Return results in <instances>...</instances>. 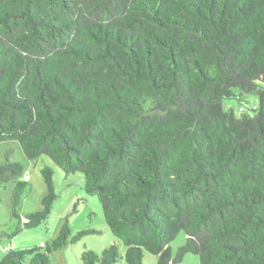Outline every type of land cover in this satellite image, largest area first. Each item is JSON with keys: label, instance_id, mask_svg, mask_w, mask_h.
<instances>
[{"label": "trees", "instance_id": "trees-1", "mask_svg": "<svg viewBox=\"0 0 264 264\" xmlns=\"http://www.w3.org/2000/svg\"><path fill=\"white\" fill-rule=\"evenodd\" d=\"M237 116L223 101L247 108ZM81 173L118 243L85 264H264V0H0V142ZM42 208L12 216L46 223L58 193L42 168ZM77 211V205L74 206ZM181 231L186 242L174 254ZM68 216L50 243L9 248L0 264H50L72 237Z\"/></svg>", "mask_w": 264, "mask_h": 264}, {"label": "rangeland", "instance_id": "rangeland-1", "mask_svg": "<svg viewBox=\"0 0 264 264\" xmlns=\"http://www.w3.org/2000/svg\"><path fill=\"white\" fill-rule=\"evenodd\" d=\"M247 98L249 103L243 105L247 108L245 111L241 109L236 100H224L223 107L226 110L233 109L237 116H241L243 113H251L252 106L257 104L258 98L255 95H248ZM6 159L21 162L24 165L23 178L30 183V188L22 198L19 208L23 219L28 214L42 208L41 200L48 193L42 168L47 165L54 169L55 188L59 196L53 204L46 223L34 228H23L14 235L20 223L18 218L12 216L13 190L16 183L12 180L4 186H0V260L9 248H32L50 243L59 234L67 216L72 237L80 231L88 229H97L99 233L84 234L75 243L53 252L50 264H85L82 260L84 251L93 250L101 254L106 247L113 243H118L121 253H125V247L106 224L99 199L96 196L86 194L81 173L67 176L47 156H43L37 161H30L26 158L18 142L14 140L0 142V163ZM75 205H77V211H74ZM186 237L185 231H181L172 242L171 247L174 254L186 242ZM157 259V256L146 252L143 264H156ZM117 264H126V262L123 258ZM179 264L201 263L197 255L189 253Z\"/></svg>", "mask_w": 264, "mask_h": 264}]
</instances>
